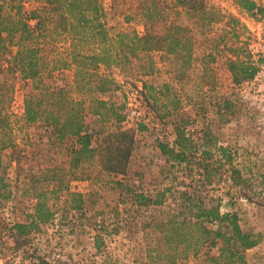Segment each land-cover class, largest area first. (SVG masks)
Listing matches in <instances>:
<instances>
[{
	"label": "rangeland",
	"instance_id": "rangeland-1",
	"mask_svg": "<svg viewBox=\"0 0 264 264\" xmlns=\"http://www.w3.org/2000/svg\"><path fill=\"white\" fill-rule=\"evenodd\" d=\"M98 1L102 7L99 18L108 35L130 29L142 33V19L137 14L151 0ZM254 1L263 14L250 16L235 0H204L222 16L211 23L206 35L195 33L187 52H139L127 61L100 67L116 85L101 97L119 107L122 117L128 101L138 112L126 123L123 118L115 123L108 109L101 110L99 116H84L95 147L115 129L131 133L130 150L120 173L103 169L96 153L82 159L71 172L74 138L58 140L38 124L25 122L21 118L22 98L32 83L17 73L8 75L13 83L8 105L11 128L6 136L0 134V140H10V145L0 149L3 262L18 253L34 264H147L149 250L162 245L158 228L173 211L178 192L186 191L194 192L203 202L218 203L220 212L235 213L240 229L257 237L256 245L245 249L243 262L237 264H264V0ZM31 4V0L23 2L25 7ZM164 18L193 30L199 28L183 12ZM215 36L219 37L218 51L207 55L210 38ZM55 41L46 46L47 59L56 53L63 55L72 43L66 35ZM77 41L81 50L90 48L93 42ZM234 54L251 61L260 59L251 79L232 82L227 61ZM71 73L68 68L54 70L43 81L54 86L61 84L62 78L69 83ZM175 126H183L191 141L186 169L184 163L178 166L168 162L156 146L157 142L172 145ZM222 147L243 178L239 190L227 177L228 166L219 149ZM201 162L213 167L210 184L201 183ZM51 189L47 200L50 219L24 235L16 234L12 226L28 222L34 195ZM69 192L82 195L79 209L69 208ZM135 194L152 199L157 196L160 202L138 204ZM204 251L200 248L194 256L187 251L177 264H208Z\"/></svg>",
	"mask_w": 264,
	"mask_h": 264
},
{
	"label": "trees",
	"instance_id": "trees-1",
	"mask_svg": "<svg viewBox=\"0 0 264 264\" xmlns=\"http://www.w3.org/2000/svg\"><path fill=\"white\" fill-rule=\"evenodd\" d=\"M31 1L32 4L25 7L24 0H0V134L6 136L11 128L12 112L8 110V105L12 99L13 83L8 75L17 73L21 79L32 83L22 98L21 118L27 123L38 124L40 129L48 130L55 139L67 136L74 138L70 150L71 172L82 159H89L96 153L103 169L120 173L130 150L131 133L115 129L95 147L92 145L93 132L84 122L86 113L99 116L101 110L106 109L115 123L122 118L120 108L101 97L116 85L111 75L100 67L108 68L121 60L127 61L129 56L139 52H187L195 33L206 35L211 23L222 15L217 8L206 5L204 0H169L168 3L151 0L137 14L142 19V33L130 29L110 36L100 21L102 7L98 0ZM235 2L250 16L263 14L262 7L254 0ZM180 12L188 16L192 25L199 24V28L193 30L194 27L164 18L169 13ZM124 19L128 21L129 18L125 16ZM151 19L155 21L147 25L146 22ZM229 21L234 22V19L229 17ZM158 23H163V27H158ZM62 35L70 37L72 43L64 49L63 55L56 53L47 59L44 56L46 46L54 44L55 38ZM218 38H210L207 55L218 51ZM79 39H90L93 41L92 46L79 49L78 43L74 42ZM258 61L260 59H243L237 54L229 58L227 62L232 82L237 84L251 79L257 72ZM65 68L72 71L71 82L66 83L60 78L61 84L51 86L43 81L51 71ZM73 91H76L77 96L72 95ZM173 131L172 145L157 142L156 146L168 162L178 166L184 163L183 168L186 169L191 141L183 126H175ZM9 141L0 140V149L10 145ZM219 149L224 164L228 166L227 177L239 190L243 178L231 166V156L226 148ZM200 169L198 174L202 178L201 183L210 184L213 167L201 162ZM52 193L51 189L34 195L33 212L28 222L14 223L12 226L16 234L24 235L32 227H37L38 223L50 219L52 214L47 200ZM193 193L178 192L171 209L173 211L158 228L162 245L149 250L147 264H177L178 260L186 257L187 251H191L194 256L200 248L205 249L204 257L208 264L242 263V252L256 245L257 237L240 229L235 213L220 212L218 203L203 202ZM68 195L69 208L79 209L82 195L77 192H69ZM155 197L152 199L135 194L134 199L138 204H158L160 199Z\"/></svg>",
	"mask_w": 264,
	"mask_h": 264
},
{
	"label": "built area",
	"instance_id": "built-area-1",
	"mask_svg": "<svg viewBox=\"0 0 264 264\" xmlns=\"http://www.w3.org/2000/svg\"><path fill=\"white\" fill-rule=\"evenodd\" d=\"M138 116V112L136 111V106L133 102H126L125 103V108L123 111V119L122 122L126 123L127 120H131L133 118H136ZM46 262H48L47 259H44ZM50 263V262H48ZM0 264H34L31 262L29 257H23L20 254L16 253L14 254L9 262L5 263L3 260L0 258ZM46 264V263H45ZM53 264V263H50Z\"/></svg>",
	"mask_w": 264,
	"mask_h": 264
}]
</instances>
